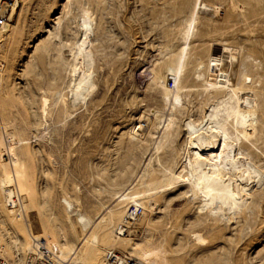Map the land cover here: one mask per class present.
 Here are the masks:
<instances>
[{
    "label": "rangeland",
    "instance_id": "rangeland-1",
    "mask_svg": "<svg viewBox=\"0 0 264 264\" xmlns=\"http://www.w3.org/2000/svg\"><path fill=\"white\" fill-rule=\"evenodd\" d=\"M14 1L0 0V7ZM17 5L16 23L0 39V162H9L5 129L31 192L24 197L20 224L50 245L56 241L51 221L66 246L80 249L87 239L83 264H103L110 250L135 259L149 255L150 264H264V0H17ZM83 11L93 21L88 48L94 88L74 107L67 54L80 38ZM211 58L222 60L229 84L241 89L239 97L252 100L254 130L242 136L263 176L261 189L247 190L240 212L224 211L223 217L199 213L198 198L182 183L160 188L164 170L175 172L186 162L184 122H200L227 99L197 79L202 74L208 80ZM169 76L174 90H168ZM173 91L183 107L172 113ZM171 114L177 129L158 142L162 148L154 156L155 138ZM154 187L159 189L150 192ZM144 193L155 194L142 200L143 207H124L118 199ZM8 206L0 198V255L19 264L16 249L25 262L28 239L20 226L18 234L10 232L9 222L16 221ZM74 213L87 218L85 230ZM118 227L131 245L112 242Z\"/></svg>",
    "mask_w": 264,
    "mask_h": 264
},
{
    "label": "bare ground",
    "instance_id": "bare-ground-1",
    "mask_svg": "<svg viewBox=\"0 0 264 264\" xmlns=\"http://www.w3.org/2000/svg\"><path fill=\"white\" fill-rule=\"evenodd\" d=\"M6 7H2L1 9L6 11L4 13H6L7 21L0 32V39L3 34L8 33L10 29L14 27L18 19L17 0L12 2L8 6V9H6ZM77 26L80 32L79 40L75 42L73 48L69 49L68 54L66 51L63 52L66 53L68 55L67 57L71 60L68 74H70L73 79L69 101L74 107L76 104L82 103L86 97L91 94L94 88L92 82L94 69V67L92 68V64H94V57L88 48L90 37L93 34V21L87 12H82ZM222 65L223 62L221 59L211 58L206 68L208 80H206L202 74H199L197 79L202 80L207 90L209 89L211 92L224 95V97L227 96V99L221 100L218 107H214L207 113H204L200 122L196 123L190 119L184 122L185 148L188 153L186 162H183L175 172L164 170L165 176L160 181V188L176 186L178 183L186 185L189 188V192L199 200V207L197 208L199 213L203 214L204 211L208 213H221V217L224 216L222 215L224 211H239L240 204L246 202L244 198L250 195L247 193V190L253 187V185H257L258 187L259 180L264 176L261 177L264 170L261 173L257 170L259 168L256 169L252 164V157L246 153L248 150L245 143L246 138L242 136V132L246 131L248 128L251 127V129L254 130L253 120L251 118L252 100L250 98L239 97L241 89L234 88L229 84L226 73L222 72ZM174 88L168 90H174ZM170 93L172 97L168 100V106L172 109L173 113L183 107V102L179 94L174 91ZM228 124H231L230 126L233 128L232 133L229 131ZM176 127L177 125L173 114L164 119L161 130L162 134L160 137L155 138L154 156H157L162 148L158 145V142L162 143L166 138V134L172 129L174 130V128L177 129ZM135 128L140 131L142 127L136 125ZM3 133L8 143L6 157H8L9 162L7 164L0 162V198L6 205H9L8 207L10 210H7V214L10 217L15 215L16 223L9 222L8 225L10 232L16 235L22 227L20 231L23 230L27 236L28 242L26 244V251L29 254L32 250L35 237L29 232L26 225L24 223L20 224L19 221L24 222V220H22L25 210L24 197H29L31 192L26 185L25 165L17 156L14 139L8 135L5 129ZM143 136V134L138 135L140 139ZM2 157L3 156L0 154V161H3ZM259 187H261V185ZM259 187L258 189H261ZM255 188L253 190H255ZM157 189L159 188L154 187L149 191L152 192ZM250 192L251 191H249V193ZM152 194L155 193L135 195L123 194L118 197V199H121L119 202L125 205L124 207L129 204L135 207H143L142 200L149 199ZM66 205L68 211H71V205L68 203H66ZM73 216L79 220L83 230H85L87 228V218L79 213H74ZM125 216L127 217V215ZM132 216L133 215H130L129 218L125 219L126 224L129 225L130 222L127 220H132ZM68 217H72L69 212ZM227 219V221H229L230 217H227ZM17 222H19L20 225H18ZM51 227L56 241L53 245L48 244L58 250L62 261L68 264H83L81 260L83 251L81 248L86 247L90 241L87 239L83 240L82 246L80 247L81 250L78 248V251L76 248L66 246L62 233L55 221H51ZM121 236H123L121 227H118L112 242L117 244L121 241L125 246L131 245V241H125ZM194 237L198 243H203L199 235H195ZM131 250H134V247L131 248ZM110 252L111 250L106 253V258ZM16 254V259L18 258L17 261L20 262L19 264H25L22 258H20V251L18 248L16 249ZM148 256L149 255L142 254L141 257L138 258L139 260H136L140 261L142 264H150ZM105 261L103 264H112L106 259ZM93 264L98 263L94 262Z\"/></svg>",
    "mask_w": 264,
    "mask_h": 264
},
{
    "label": "built area",
    "instance_id": "built-area-1",
    "mask_svg": "<svg viewBox=\"0 0 264 264\" xmlns=\"http://www.w3.org/2000/svg\"><path fill=\"white\" fill-rule=\"evenodd\" d=\"M8 9V4H5ZM0 7V32L7 21L6 11L1 10ZM167 86L169 89H173L175 86V80L173 76H169L167 79ZM134 215V214H133ZM106 260L112 264H142L140 261L125 254H118L110 252L107 255ZM0 264H12L9 260L0 255ZM25 264H68L62 261L59 252L55 247H51L44 239H35L31 252L28 254Z\"/></svg>",
    "mask_w": 264,
    "mask_h": 264
}]
</instances>
